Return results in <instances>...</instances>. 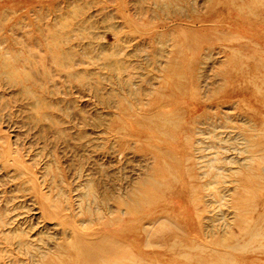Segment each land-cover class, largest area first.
Listing matches in <instances>:
<instances>
[{"label":"rangeland","instance_id":"rangeland-1","mask_svg":"<svg viewBox=\"0 0 264 264\" xmlns=\"http://www.w3.org/2000/svg\"><path fill=\"white\" fill-rule=\"evenodd\" d=\"M0 264H264V0H0Z\"/></svg>","mask_w":264,"mask_h":264}]
</instances>
